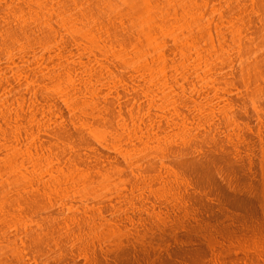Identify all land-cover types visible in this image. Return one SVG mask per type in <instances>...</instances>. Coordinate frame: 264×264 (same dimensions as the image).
<instances>
[{
	"label": "bare ground",
	"instance_id": "6f19581e",
	"mask_svg": "<svg viewBox=\"0 0 264 264\" xmlns=\"http://www.w3.org/2000/svg\"><path fill=\"white\" fill-rule=\"evenodd\" d=\"M0 264H264V0H0Z\"/></svg>",
	"mask_w": 264,
	"mask_h": 264
}]
</instances>
